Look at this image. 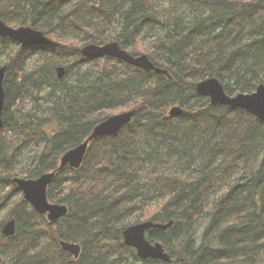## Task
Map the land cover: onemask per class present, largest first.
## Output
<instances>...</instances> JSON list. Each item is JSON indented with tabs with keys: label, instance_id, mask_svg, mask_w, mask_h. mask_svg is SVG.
Returning a JSON list of instances; mask_svg holds the SVG:
<instances>
[{
	"label": "trees",
	"instance_id": "16d2710c",
	"mask_svg": "<svg viewBox=\"0 0 264 264\" xmlns=\"http://www.w3.org/2000/svg\"><path fill=\"white\" fill-rule=\"evenodd\" d=\"M153 1L8 0L0 7L6 22L13 11L17 22L38 28L36 19L45 16L47 35L79 41L68 46L49 37L36 48L0 35V46H14L2 63L9 67L0 184L9 192L0 201V215L7 205L9 211L0 216V264H264V120L214 105L196 91L208 77L220 79L230 92H250L264 83V0H173L176 6L163 11ZM147 28L157 31L148 56L168 74L81 52L87 43L118 40L137 54L131 47ZM38 51L44 62L27 68ZM94 61L97 68L83 70ZM60 62L66 67L62 78ZM32 89L45 93L40 98L48 110L21 105L24 98L35 99ZM131 98L137 99L133 120L117 134L94 139L82 166L56 173L47 195L69 211L51 222L23 197L13 176L55 169L65 150L112 114L107 110ZM173 104L185 113L168 115ZM15 136L38 147L21 168ZM140 136L155 142L146 140L150 146L144 148ZM164 143L178 158L176 171L151 163L163 155ZM14 194L18 199L9 204ZM147 215L174 220L170 231L148 232L172 249L169 262L141 259L124 242L126 226ZM12 217L17 233L9 237L1 230ZM61 238L82 244L78 258L62 248Z\"/></svg>",
	"mask_w": 264,
	"mask_h": 264
},
{
	"label": "water",
	"instance_id": "95a60500",
	"mask_svg": "<svg viewBox=\"0 0 264 264\" xmlns=\"http://www.w3.org/2000/svg\"><path fill=\"white\" fill-rule=\"evenodd\" d=\"M0 35L9 36L17 41L22 46H43L48 42L47 34L30 24L12 26L0 17ZM81 51L90 58L104 57L105 55L118 58L126 63H130L136 67H141L145 70H153L157 73H166L169 71L163 67L155 64L153 60L146 53L133 54L130 50L121 47L118 40L107 41L104 43H87L82 46ZM8 65H0V127H3V114L5 107L6 91L4 89V81ZM57 75L62 78L65 74V66H57ZM196 91L199 94L210 98V102L214 105H229L235 109H245L252 112L257 118L264 120V83L261 82L255 87V90L250 92L239 91L234 95L227 93L223 83L217 77H208L196 84ZM186 111L185 107L180 104H173L166 110V113L172 117L182 115ZM136 112L135 108H130L126 111L113 113L108 115L106 119L97 122L92 128L93 130L86 136V138L76 144V146L65 150V153L59 160V165L51 171H44L36 177L14 176L13 180L17 187L23 192V197L41 214H46L47 219L51 222H57L59 218L68 214L69 207L64 202L50 201L47 193L49 185L54 181L57 171L63 170L65 166H70L75 169L82 166L87 155V150L90 143L97 139V137L108 134H117L124 126L128 125L134 118ZM174 223L173 219L167 222L154 221L146 219L145 221L135 222L126 226L123 231L124 242L137 249V253L141 259L154 258L162 259L169 262L172 260L171 253L168 252L161 240H152L147 236L151 229L167 230ZM17 221L14 217L7 220L1 232L6 236H13L16 234ZM62 248L71 252L75 258H78L82 253V244L73 240H58Z\"/></svg>",
	"mask_w": 264,
	"mask_h": 264
},
{
	"label": "rangeland",
	"instance_id": "374dc122",
	"mask_svg": "<svg viewBox=\"0 0 264 264\" xmlns=\"http://www.w3.org/2000/svg\"><path fill=\"white\" fill-rule=\"evenodd\" d=\"M7 1L8 0H0V7L3 8L4 6H7ZM155 3V5H158L159 6V9H161V11H163L164 9H169V7H173V6H176V4L174 3L173 0H154L153 1ZM70 5H67L66 8L67 9H70ZM11 13V16L9 17V20L7 21L8 24L12 25V26H19L20 25V22H17V18H16V15H18L17 13H14L13 11H10ZM46 17L45 16H41L36 19V21H39L36 25V27H38L39 29L43 30L44 26L48 24V20L45 19ZM29 24H32V23H29ZM33 25V24H32ZM156 30L152 28H147V30H145L141 36H140V39L138 40L139 42L137 43V45L135 46H132L131 47V50L133 49L134 51H139L138 53H146L148 54L149 53V50L151 49V45H152V41H153V38H152V35H154L156 32ZM47 34V33H46ZM48 37H50L51 39H54V42H59V40H61L63 43L67 44L68 46H73V45H79V41L75 38V37H67V38H59L57 37V35L53 34V33H49L48 34ZM82 45V44H81ZM14 49V46L12 47L11 45H1L0 46V64L6 62V60L9 58V54L13 51ZM130 49V48H129ZM137 53V54H138ZM44 59H45V55L41 52H35L31 55V57L28 59L27 61V68L29 69H33L35 68L36 64L39 65L41 62H44ZM57 59H61V56L57 57ZM58 64H65V63H58ZM98 64L94 61V62H85V64L83 65V70L84 69H89V70H94L95 68H97ZM227 90V89H226ZM254 90V88H253ZM33 91V98L35 99H32V98H29V99H26L24 98L23 100H20V103L23 107H25L26 109H30V107H43V109H47V107L49 106V104L46 102L45 99H42L40 98V94L42 96L45 95L44 92L42 93H38L35 89H32ZM227 92L231 93V94H235L236 92H230L229 88L227 90ZM18 98L16 100H14L13 103H17L18 102ZM136 98H131L129 99V101L123 105H118L117 107H113L109 110H107L106 113H118V112H121V111H126V110H129V108H131L133 105L134 102H136ZM84 120H88L87 118H85ZM86 122V121H85ZM17 136H15V138H13V142L14 145H17V146H20L19 148V151H20V154H21V157H20V163L18 164L19 165V168L23 167L24 164L26 163H29L31 161V157L34 153V151L38 148L36 147V145L34 143H22L21 139H18L16 138ZM139 140L141 142H143L145 145H144V148H148L150 146V144H147L148 142L146 140H149L147 138H145L144 136H140L138 137ZM159 141V140H157ZM149 142L151 143L152 140H149ZM155 141L152 142V144L154 143ZM151 144V145H152ZM170 148L167 147V144L164 143L163 145V155L160 156V155H157L155 157H153V160L151 161V163H156L158 166H162V167H166L168 170H172V171H176L178 168H179V165H178V158L177 156L175 157V155H173L171 153V151L169 150ZM151 165V164H150ZM164 165V166H163ZM151 167V166H149ZM9 192L7 186H3L0 184V201L1 200H4V197L6 195V192ZM22 193V192H21ZM20 194V193H18ZM18 194H14L12 195L11 197V200H9V204L12 203V201L18 199ZM8 208H9V205L5 206V208L2 209V212H1V217H3L4 215H6L8 213ZM149 216L150 215H147L145 216L144 218H142L140 221H145L146 219H149ZM0 217V218H1ZM9 220V219H7ZM5 220V221H7ZM168 231H170L168 229ZM165 232L164 234H162V236H166V233ZM171 242L172 246L174 245L175 246V242L173 241H169ZM168 250L171 252V248L168 247ZM173 253V252H172ZM174 254H175V251H174ZM8 257H11V255L9 254Z\"/></svg>",
	"mask_w": 264,
	"mask_h": 264
}]
</instances>
